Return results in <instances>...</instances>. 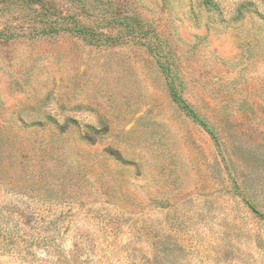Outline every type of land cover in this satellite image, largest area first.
Returning a JSON list of instances; mask_svg holds the SVG:
<instances>
[{"label": "rangeland", "instance_id": "374dc122", "mask_svg": "<svg viewBox=\"0 0 264 264\" xmlns=\"http://www.w3.org/2000/svg\"><path fill=\"white\" fill-rule=\"evenodd\" d=\"M54 2L136 33L0 39V264H264V0Z\"/></svg>", "mask_w": 264, "mask_h": 264}, {"label": "trees", "instance_id": "16d2710c", "mask_svg": "<svg viewBox=\"0 0 264 264\" xmlns=\"http://www.w3.org/2000/svg\"><path fill=\"white\" fill-rule=\"evenodd\" d=\"M0 10H6L7 13H11L15 17H20L30 25L27 28L22 29L20 32H14L12 27H7L4 34H0V39L4 36V39L11 38L18 35H28L30 37H39L47 35H55L60 33H72L74 35L82 37L90 44H112L120 43L126 37L125 35H132L136 32L129 25L127 19L122 21V26L125 32H118L116 36L105 33L102 28L110 25L111 18L103 16L101 18L104 21L103 25H96L85 22L87 15H83L78 12L64 13L54 0H0ZM119 16V15H118ZM114 18L112 24H116L119 20ZM109 17H112L109 15ZM113 18V17H112ZM134 21V18H129ZM100 20V21H101ZM127 33V34H126ZM125 34V35H124ZM133 40H135L133 38ZM136 41V40H135ZM150 50L154 51V48L148 46ZM160 66V64L158 62ZM170 96L178 107L193 121L203 124L199 119L195 111L185 102L181 95L177 92L173 82L167 80Z\"/></svg>", "mask_w": 264, "mask_h": 264}]
</instances>
